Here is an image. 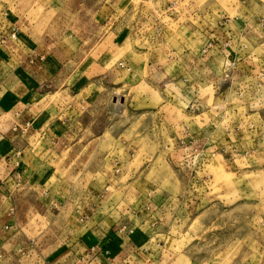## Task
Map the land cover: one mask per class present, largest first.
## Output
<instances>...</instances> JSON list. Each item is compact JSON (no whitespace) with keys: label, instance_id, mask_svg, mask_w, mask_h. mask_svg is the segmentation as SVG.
Returning <instances> with one entry per match:
<instances>
[{"label":"rangeland","instance_id":"obj_1","mask_svg":"<svg viewBox=\"0 0 264 264\" xmlns=\"http://www.w3.org/2000/svg\"><path fill=\"white\" fill-rule=\"evenodd\" d=\"M232 49L247 61L216 76ZM39 53L61 65L125 53L109 58L114 89L71 79L70 92L46 96L73 121L92 101L108 153L38 154L44 184L18 191L28 202L6 200L0 181V264H75L66 244L108 230L112 251L126 248L116 264H264V0H0V62L28 70Z\"/></svg>","mask_w":264,"mask_h":264},{"label":"crops","instance_id":"obj_2","mask_svg":"<svg viewBox=\"0 0 264 264\" xmlns=\"http://www.w3.org/2000/svg\"><path fill=\"white\" fill-rule=\"evenodd\" d=\"M59 54L61 55V53ZM222 54L226 59L225 61L229 63V67L227 66L221 70L224 62L222 59L221 65L218 66L220 69L214 71L216 76L224 75L225 73H230L232 75L236 74L239 70L238 64L241 63V61H247L246 59L248 58L244 53H238L236 49H232L231 53ZM39 55L40 62L34 63L33 65L35 67L29 66L28 70L25 66L21 67V69L20 67H16L15 69L14 67L11 68L7 64L0 62V90L3 89L9 94V97L5 95L6 99L0 97V181L3 180L8 191H10V193L7 194L6 200H10V202L12 201L13 203L19 199L23 201L27 200L24 197L27 196L24 195L25 192L23 195L22 193H18L21 187H25L26 185L38 187L44 184L43 179L46 171L45 167H43L42 163L38 160V154L48 153L49 155H53V153H61L62 149L66 147L76 153L84 152L85 154L89 153L96 155L108 153V151L105 152L104 149L101 148V144L105 139L111 136L109 134L110 132L108 133V130H106L107 128H105L107 126L105 125L102 126L101 129L95 130L93 127L94 122L88 120L89 114L93 111L92 101L90 105L87 104L84 115L81 116V118H77L76 121H73L72 115H65L64 113H66V111L60 113L61 108L57 106L58 103H51L52 100L49 98L47 99L46 96L48 93L54 95L66 89L70 92L71 87L67 88L66 84H68L71 79L72 86L73 84L75 86L81 84L83 85L81 89L88 88L91 85L101 86L104 90L114 89V87L107 83L114 82L113 77L118 69L114 70L109 68V58L112 56L114 59V56H117L119 60L125 53H102L101 57L107 59L105 62L102 61V63L99 61H91L92 53H73L71 59L66 60L63 65H61L60 61L56 60V53L53 56L47 55V53H39ZM182 57L184 58V54ZM73 58H75V61H73ZM171 58L170 56V59ZM69 62H72L73 68L67 66ZM31 68L32 70H30ZM5 70L6 76H2ZM209 71L210 70H208V72ZM14 75L21 78L16 79ZM63 77H65L66 82L62 83ZM233 77L234 76H232V78ZM248 78L253 80L250 76ZM120 79L121 77L119 75L117 82H120ZM103 82H106V84ZM217 83L218 81H214L211 85L217 88ZM16 85L17 87H15ZM45 86L46 88L43 93H40V88ZM188 87L190 86L188 85ZM35 89L36 91H34ZM49 90L52 91L50 92ZM32 94L38 95L33 99L36 100L35 103L39 111L34 113V115L27 116L26 113L33 107V103H31L32 98L30 97ZM14 100H17L18 103H20L21 100L27 103H24V108L20 109V107H15L18 103L9 104L8 101L13 102ZM181 103L184 105L183 102ZM77 106H79L77 102L71 101L69 106L66 107L68 108L66 110L71 113L72 110L75 111L74 107L77 108ZM184 106H186V104ZM51 107H53L55 114H52ZM73 122H81L83 128L80 131L75 130ZM27 123H29L28 126L26 125ZM179 125H181V123H179ZM169 127L170 131H173V125L171 124ZM107 133L108 136L106 135ZM96 161L97 159L95 158L93 162ZM98 163H90L91 165L88 164L84 168L100 169ZM48 193L47 191L45 192V198H47ZM28 201L29 200H27V202ZM44 207L42 211H45L46 207ZM13 210L14 207L9 208L11 214H14ZM15 214V216H9L8 222L14 223L18 218L16 211ZM16 223L15 221L14 224ZM5 228H9V226H5ZM12 228L13 225L10 226V229ZM90 231L91 230L84 229L85 236L89 234ZM110 231L111 230H108L105 233L106 235L101 232L102 237L96 242L88 241L84 243L83 237H81V241L77 240L69 244L67 243L66 245H68L70 258H72L71 260H75V264H78V262L83 264H116L119 257L126 251V248L122 246L121 251L120 248L117 247L118 249L112 251L115 245L112 240L114 238L110 235ZM131 237H133V234ZM130 240L133 243V248L131 249L138 250L143 247L140 242H135L133 238ZM8 244L9 243L2 244L1 248L4 250ZM83 248L88 252L86 255L78 252V250H82ZM5 255H8L9 258L8 253H5Z\"/></svg>","mask_w":264,"mask_h":264},{"label":"built area","instance_id":"obj_3","mask_svg":"<svg viewBox=\"0 0 264 264\" xmlns=\"http://www.w3.org/2000/svg\"><path fill=\"white\" fill-rule=\"evenodd\" d=\"M14 35H15V34H12L11 36H14ZM26 125L28 126V125H29V123H27ZM25 128H26V126H25Z\"/></svg>","mask_w":264,"mask_h":264}]
</instances>
